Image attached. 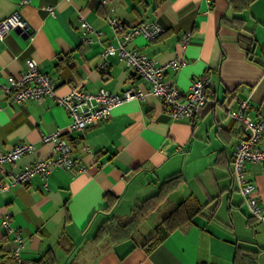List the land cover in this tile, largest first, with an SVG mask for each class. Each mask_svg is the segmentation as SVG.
Wrapping results in <instances>:
<instances>
[{
    "label": "crops",
    "instance_id": "crops-1",
    "mask_svg": "<svg viewBox=\"0 0 264 264\" xmlns=\"http://www.w3.org/2000/svg\"><path fill=\"white\" fill-rule=\"evenodd\" d=\"M20 1L0 0V18L17 10L26 22L25 30L13 28L0 38L2 76L25 71L32 60L55 82L57 95L73 85L111 93L145 88L117 57L101 66L99 53L103 44L116 43L106 16L125 27L156 21L165 31L153 40L137 35L130 47L158 63L186 59L178 70L167 68L165 79L186 93L193 79L206 74L209 101L193 120H172L161 98L148 94L78 132L69 130V112L52 98L8 102L0 87V148L32 145L3 165L0 183L23 164L51 156L53 143L41 136L57 128L84 167L56 168L47 178L33 175L25 184L0 188V264H35L47 253L52 264H233L236 245L260 250L255 264H264V222L250 216L232 173L242 125L226 114L243 98L250 116L264 113V0L241 8L235 4L241 0ZM80 16L100 32L89 35L90 43L81 42ZM181 34H189L184 46ZM246 172L264 208V164L247 162ZM178 174L131 237L113 239L101 228L110 218L127 220L137 204ZM105 194L116 199L112 209H106ZM181 201L208 205L147 252L143 238ZM3 214L25 238L22 263L11 256L15 243L1 225Z\"/></svg>",
    "mask_w": 264,
    "mask_h": 264
},
{
    "label": "built area",
    "instance_id": "built-area-1",
    "mask_svg": "<svg viewBox=\"0 0 264 264\" xmlns=\"http://www.w3.org/2000/svg\"><path fill=\"white\" fill-rule=\"evenodd\" d=\"M27 1L21 0L18 5ZM46 9L53 14L52 7L47 6ZM106 19L116 33V43L109 42L102 45L99 53L101 66L105 65L108 57L115 56L123 62L127 69L144 80L145 88L130 86L119 93H111L103 88L97 92H89L78 85H73L65 94L57 95L55 82L49 75L42 72L34 61L30 60L23 72L5 76L0 74V87L7 96L8 102L21 103L26 99L41 102L46 97H50L69 112L71 118L69 130L78 132L109 118L113 108L121 103L133 99L143 100L148 94L161 98L172 120H193L199 110L209 101L206 93L210 84L209 76L203 74L193 79L188 91L182 93L172 81L165 79L164 72L167 68L178 70L186 64V59L177 56L167 62L158 63L141 50L130 47L132 39L137 35L147 40L160 36L165 29L159 23L156 21L140 22L125 27L112 16H106ZM13 28L23 30L26 28V22L17 10L0 18V38H3ZM79 28L82 43L92 42L93 39L89 35L100 36V32L94 30L82 16L79 17ZM188 37L189 34L180 35L182 46L187 43ZM248 108V98H243L237 109L228 108L226 110L228 117L239 121L242 125V134L234 143L231 153L232 173L237 191L241 194L249 214L264 222V208L257 198L256 186L246 172L247 162L264 164V149L261 147L262 139H264V113L253 118L247 113ZM41 141L53 143L52 155L34 159L32 162L23 164L17 171H10L8 180L0 183L2 190L15 184H25L33 175L47 178L56 168L84 170L80 160L72 155L71 147L63 137L61 129L57 128L50 133L43 134ZM31 150L32 145L27 143L17 144L8 150L0 148V170L4 164L16 162ZM86 150L88 151L89 148L86 147ZM1 225L5 232L12 236L15 243L11 253L12 258L22 263L19 253L25 238L18 229L11 226L8 214H3Z\"/></svg>",
    "mask_w": 264,
    "mask_h": 264
},
{
    "label": "trees",
    "instance_id": "trees-1",
    "mask_svg": "<svg viewBox=\"0 0 264 264\" xmlns=\"http://www.w3.org/2000/svg\"><path fill=\"white\" fill-rule=\"evenodd\" d=\"M250 1L251 0H241L239 4H235L236 7L241 8L247 5ZM248 48L249 46L247 47V49ZM180 177L181 176L179 174L173 175L163 181L160 187V191L137 204L132 210L130 217L124 222L110 218L103 222L101 228L113 239H123L126 237H131L133 233L137 231V225L139 221L143 219L145 215H147V213H149L158 203L159 199L162 197V191L178 181ZM104 198L107 203L106 209H112L116 202L115 197L111 194H105ZM207 205L208 204L199 206L194 204L193 202H179L163 215L160 222L155 226L153 234L147 238H143L141 242L142 247L147 252L150 251L157 244L163 241L169 233H171L179 226L190 221L195 214L201 212V210ZM215 205L216 204L214 203L211 211L214 209ZM212 213L213 211L211 212V215H213ZM259 253L260 250H253L241 245H236L233 255V264H255ZM35 264H52L50 254L47 253L43 255V257L36 261Z\"/></svg>",
    "mask_w": 264,
    "mask_h": 264
}]
</instances>
